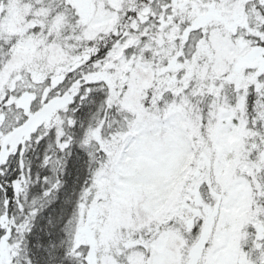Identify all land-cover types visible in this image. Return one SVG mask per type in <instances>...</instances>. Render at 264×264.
I'll use <instances>...</instances> for the list:
<instances>
[{
    "label": "snow or ice",
    "instance_id": "obj_1",
    "mask_svg": "<svg viewBox=\"0 0 264 264\" xmlns=\"http://www.w3.org/2000/svg\"><path fill=\"white\" fill-rule=\"evenodd\" d=\"M0 264H264V0H0Z\"/></svg>",
    "mask_w": 264,
    "mask_h": 264
}]
</instances>
